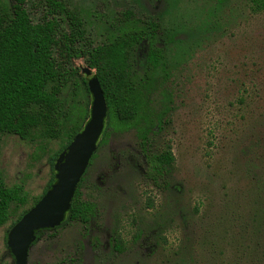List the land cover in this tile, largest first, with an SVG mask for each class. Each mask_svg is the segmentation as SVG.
Here are the masks:
<instances>
[{
    "label": "rangeland",
    "instance_id": "rangeland-1",
    "mask_svg": "<svg viewBox=\"0 0 264 264\" xmlns=\"http://www.w3.org/2000/svg\"><path fill=\"white\" fill-rule=\"evenodd\" d=\"M64 1L95 42L127 9L176 36L167 51L172 110L159 140L170 141L176 161L170 186L156 188L143 176L135 131H108L81 189L97 205L90 223L44 231L28 264H264V11L249 0ZM26 8L35 23L49 13L46 0H26ZM147 49L140 46L139 60ZM73 64L86 76L85 59ZM72 89L62 93L67 108ZM62 144L37 131L26 140L2 135L0 170L24 202L0 227V264H15L10 225L43 193ZM113 237L122 238L121 252Z\"/></svg>",
    "mask_w": 264,
    "mask_h": 264
},
{
    "label": "trees",
    "instance_id": "trees-1",
    "mask_svg": "<svg viewBox=\"0 0 264 264\" xmlns=\"http://www.w3.org/2000/svg\"><path fill=\"white\" fill-rule=\"evenodd\" d=\"M46 4L49 13L37 23L30 17L26 0L0 7V140L4 134L26 140L34 131L43 139L63 140L50 157L51 178L33 205L56 181L54 165L59 154L90 118L89 77L79 74L75 58L85 59L95 70L106 98L108 113L98 147L110 130H134L145 180L156 188H168L176 158L170 141L159 140L172 110L167 51L176 36L160 20L142 18L127 9L118 16L116 29L95 42L89 38L85 20L64 0H46ZM249 4L255 12L264 11V0H249ZM145 42L148 49L139 60L138 51ZM77 78L80 81L73 82ZM70 85L73 94L71 108H67L62 93ZM85 175L61 226L68 221L87 226L97 210L96 203L82 197ZM21 191V187L8 186L0 170V227L10 220L12 205L24 202ZM28 210L20 212L9 231ZM60 227L38 230L34 244L44 231ZM115 241L120 250L121 241Z\"/></svg>",
    "mask_w": 264,
    "mask_h": 264
},
{
    "label": "water",
    "instance_id": "water-1",
    "mask_svg": "<svg viewBox=\"0 0 264 264\" xmlns=\"http://www.w3.org/2000/svg\"><path fill=\"white\" fill-rule=\"evenodd\" d=\"M83 72L92 95L90 118L59 154L55 165V179L42 198L15 223L7 236V246L15 264H28L30 249L37 239L36 232L59 227L71 208L81 179L98 149V141L105 127L108 106L99 79L90 67Z\"/></svg>",
    "mask_w": 264,
    "mask_h": 264
},
{
    "label": "flooded vegetation",
    "instance_id": "flooded-vegetation-1",
    "mask_svg": "<svg viewBox=\"0 0 264 264\" xmlns=\"http://www.w3.org/2000/svg\"><path fill=\"white\" fill-rule=\"evenodd\" d=\"M63 222H64V221H63ZM60 226H61V225H60ZM60 226H59V227H60ZM56 228H57V227H56ZM53 229H54V228H53ZM115 240H120V241H121V244H122V241H123V240H122L121 237H113L114 247H115V248H116V241H115ZM121 247H122V246H121ZM121 247H120V248H121ZM116 249H117L119 252H121V249H122V248H121L120 250H119L118 248H116Z\"/></svg>",
    "mask_w": 264,
    "mask_h": 264
}]
</instances>
